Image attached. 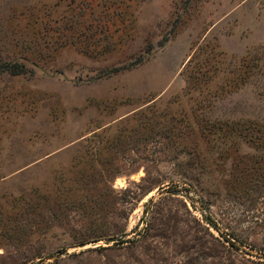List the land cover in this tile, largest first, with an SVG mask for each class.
Segmentation results:
<instances>
[{
  "label": "rangeland",
  "instance_id": "obj_1",
  "mask_svg": "<svg viewBox=\"0 0 264 264\" xmlns=\"http://www.w3.org/2000/svg\"><path fill=\"white\" fill-rule=\"evenodd\" d=\"M0 264H264V0H0Z\"/></svg>",
  "mask_w": 264,
  "mask_h": 264
}]
</instances>
